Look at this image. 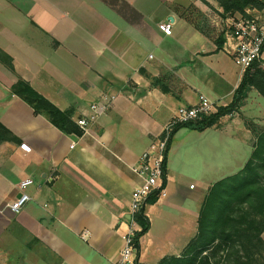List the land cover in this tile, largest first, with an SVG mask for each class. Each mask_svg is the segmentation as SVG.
<instances>
[{
    "label": "crops",
    "instance_id": "obj_1",
    "mask_svg": "<svg viewBox=\"0 0 264 264\" xmlns=\"http://www.w3.org/2000/svg\"><path fill=\"white\" fill-rule=\"evenodd\" d=\"M226 14L218 0H0V48L14 64L0 59V123L18 138L0 140V264H118L141 182L132 167L180 105L233 101L244 71L227 50ZM20 78L75 121L116 98L88 132H64L13 90ZM263 127L253 88L213 126L174 132L139 263L184 252L211 187L243 169ZM25 178L32 198L15 213Z\"/></svg>",
    "mask_w": 264,
    "mask_h": 264
},
{
    "label": "trees",
    "instance_id": "obj_2",
    "mask_svg": "<svg viewBox=\"0 0 264 264\" xmlns=\"http://www.w3.org/2000/svg\"><path fill=\"white\" fill-rule=\"evenodd\" d=\"M225 13L242 12L257 8L264 10V0H218ZM0 59L14 69L13 59L0 48ZM257 89L264 96V65L254 61L244 72L233 101L218 106L217 111L200 119L182 122L175 126L204 130L219 119L238 111L250 90ZM13 90L28 101L37 112L45 114L54 125L64 132L82 134L83 130L73 119L75 110H62L45 96L38 93L26 80L20 78ZM0 140H18L0 123ZM173 137V136H172ZM171 143V141H170ZM167 160V158H166ZM166 172V161L164 164ZM157 199L150 196L148 203ZM147 206L135 214L140 226L135 241L140 252V239L150 229L146 215ZM264 133L257 139L256 148L243 169L216 182L207 194L199 217V231L180 256H169L158 264H251L255 257L263 256L264 239ZM138 262V261H137ZM138 264H145L139 263Z\"/></svg>",
    "mask_w": 264,
    "mask_h": 264
},
{
    "label": "built area",
    "instance_id": "obj_3",
    "mask_svg": "<svg viewBox=\"0 0 264 264\" xmlns=\"http://www.w3.org/2000/svg\"><path fill=\"white\" fill-rule=\"evenodd\" d=\"M224 33L226 35L227 50L232 55L234 62L245 71L254 61L264 65V10L247 8L246 13H227L224 18ZM160 29L170 34L173 22L160 23ZM116 98L115 94L106 96L91 105V113L77 118L76 122L83 132H88L91 125L96 122L107 105ZM218 104L205 94L199 95L196 104L180 105L170 121L165 125L163 132L152 141L150 146L140 157V162L132 167L141 177V182L133 192L131 202L130 226L124 233L125 245L123 246L118 264H138V247L135 241L136 231L140 226L135 220V214L148 204L151 195L156 194L157 199L167 195L166 172L164 164L167 158L170 141L172 140L175 126L210 115L217 111ZM26 148L27 146L23 144ZM32 178H25L19 184L20 193L10 204L13 212L17 213L31 200L32 196L26 191L33 184Z\"/></svg>",
    "mask_w": 264,
    "mask_h": 264
},
{
    "label": "rangeland",
    "instance_id": "obj_4",
    "mask_svg": "<svg viewBox=\"0 0 264 264\" xmlns=\"http://www.w3.org/2000/svg\"><path fill=\"white\" fill-rule=\"evenodd\" d=\"M248 123L250 124H254V121L253 120H249ZM264 128V127H263ZM261 248V251L263 252L264 254V246L260 247ZM223 264H229V263H223ZM251 264H264V257L263 256H259V257H255V259L253 261H251Z\"/></svg>",
    "mask_w": 264,
    "mask_h": 264
},
{
    "label": "water",
    "instance_id": "obj_5",
    "mask_svg": "<svg viewBox=\"0 0 264 264\" xmlns=\"http://www.w3.org/2000/svg\"><path fill=\"white\" fill-rule=\"evenodd\" d=\"M129 218H131V215L129 216Z\"/></svg>",
    "mask_w": 264,
    "mask_h": 264
}]
</instances>
